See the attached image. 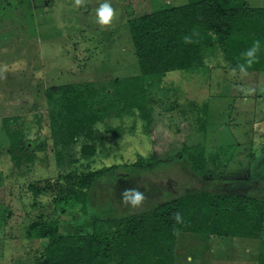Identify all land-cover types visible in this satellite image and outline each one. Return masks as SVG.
<instances>
[{
    "label": "rangeland",
    "instance_id": "374dc122",
    "mask_svg": "<svg viewBox=\"0 0 264 264\" xmlns=\"http://www.w3.org/2000/svg\"><path fill=\"white\" fill-rule=\"evenodd\" d=\"M104 2L0 0V264H35L45 240H26L24 232L31 222L48 217L56 219L59 235H76L90 233L94 220L121 218L179 195H238L264 207V73L233 72L216 45L201 48L200 69L161 78L149 96L148 126L125 116L111 121V127L122 129L112 137L96 125L105 150L87 161L56 165L45 90L87 82L109 89L114 79L137 76L128 20L189 0H108L116 16L101 27L96 9ZM244 2L264 7V0ZM8 118L16 120L10 129L19 130L31 147V163L11 161L3 128ZM193 146L205 157L200 175L183 155ZM138 158L158 164L145 171L112 170L88 191L84 212L71 195L57 192L68 172L82 175ZM130 188L144 193L139 207L121 203V193ZM249 224L226 237L177 233L173 264H188V256L191 264H257L264 237L251 230L252 220Z\"/></svg>",
    "mask_w": 264,
    "mask_h": 264
},
{
    "label": "trees",
    "instance_id": "16d2710c",
    "mask_svg": "<svg viewBox=\"0 0 264 264\" xmlns=\"http://www.w3.org/2000/svg\"><path fill=\"white\" fill-rule=\"evenodd\" d=\"M127 29L137 76L114 79L111 89L87 82L45 90L49 138L57 166L87 161L99 149L105 150L106 139L96 125H102L112 137H119L122 129L111 127V121L125 116L137 117L148 126L153 88L166 73L200 69L202 47L216 45L226 66L240 72L237 65L245 63L243 53L258 40L256 61L246 72L264 73V7H249L244 0H189L181 6L136 15L128 20ZM193 32L198 33L192 37L194 42L185 43L184 37ZM15 123L13 118L3 119L9 156L15 165L31 163V147L19 130L9 127ZM183 155L191 170L200 175L205 166L202 150L198 146L185 148ZM157 164L138 158L129 165L82 175L68 172L56 185L57 192L71 195L72 203L84 212L88 191L112 170L145 171ZM31 190L37 194L36 188ZM174 213L180 214L181 223ZM263 216L264 207L257 199L203 192L179 195L121 218L94 220L86 234L59 235L55 218L36 220L28 224L24 237L45 240L34 257L35 264H173L177 233L226 237L250 227L252 220L251 230L264 237ZM257 264H264V256H259Z\"/></svg>",
    "mask_w": 264,
    "mask_h": 264
},
{
    "label": "clouds",
    "instance_id": "9594fccd",
    "mask_svg": "<svg viewBox=\"0 0 264 264\" xmlns=\"http://www.w3.org/2000/svg\"><path fill=\"white\" fill-rule=\"evenodd\" d=\"M82 4L83 0H75L76 6H81ZM115 16L116 12L112 8L108 0H105V2L100 4V6L96 9V23L101 27H106L110 25ZM194 36H198V33L193 32L192 36H185V43H193L194 40L192 37ZM259 50L260 41L256 40L253 42L252 46L243 53L245 63L237 65V68L239 69L241 74H246V69L248 67H251L253 63H255ZM235 71L236 69H233V72ZM144 200V193L137 188L125 189L121 193V203L127 206H131L133 208L139 207L144 202ZM173 215L177 223L182 222V218L179 213H174ZM186 260L188 261V264H191V256L186 257Z\"/></svg>",
    "mask_w": 264,
    "mask_h": 264
}]
</instances>
